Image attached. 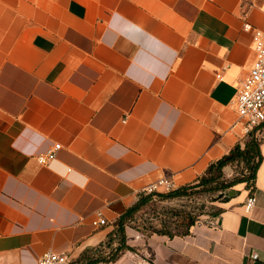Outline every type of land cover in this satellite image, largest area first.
Returning a JSON list of instances; mask_svg holds the SVG:
<instances>
[{
    "label": "crops",
    "instance_id": "obj_1",
    "mask_svg": "<svg viewBox=\"0 0 264 264\" xmlns=\"http://www.w3.org/2000/svg\"><path fill=\"white\" fill-rule=\"evenodd\" d=\"M245 23L264 30V0H0V264H264V126L246 134L233 102L255 60ZM253 135V190L104 258L145 187L194 183Z\"/></svg>",
    "mask_w": 264,
    "mask_h": 264
},
{
    "label": "rangeland",
    "instance_id": "obj_2",
    "mask_svg": "<svg viewBox=\"0 0 264 264\" xmlns=\"http://www.w3.org/2000/svg\"><path fill=\"white\" fill-rule=\"evenodd\" d=\"M253 137L259 141V137ZM233 155L227 163H231L229 167H226L227 164L222 165V158L212 163L194 183L175 191L142 197L133 211L123 218L124 225L120 224V219L115 223L104 247V258H113L131 248L129 241L138 235L145 238L152 233L172 234L183 231L188 222L185 219L187 215L196 220L210 219L219 211V202L226 199L234 185L241 183L253 190L254 166L259 156L255 154L254 160L246 162Z\"/></svg>",
    "mask_w": 264,
    "mask_h": 264
},
{
    "label": "built area",
    "instance_id": "obj_3",
    "mask_svg": "<svg viewBox=\"0 0 264 264\" xmlns=\"http://www.w3.org/2000/svg\"><path fill=\"white\" fill-rule=\"evenodd\" d=\"M244 28L253 31L255 60L248 74L238 86L233 102L237 107L239 120L243 125L244 132L251 134L253 129L264 123V30L254 28L249 23H245ZM61 147V143H56L47 151L39 153L37 155L38 162L49 165L56 159ZM178 188L179 185L172 177L165 176L150 183L144 188V192L146 194H154L175 191ZM256 203V195H250L245 203L246 211L250 212ZM92 222L96 226L108 223L101 210L96 212V217ZM251 256L253 259L259 257L256 252H253ZM37 264H70V259L66 252L49 250L40 256Z\"/></svg>",
    "mask_w": 264,
    "mask_h": 264
},
{
    "label": "trees",
    "instance_id": "obj_4",
    "mask_svg": "<svg viewBox=\"0 0 264 264\" xmlns=\"http://www.w3.org/2000/svg\"><path fill=\"white\" fill-rule=\"evenodd\" d=\"M231 152H232L231 155H227V156L223 157V159L221 160L222 165H226L228 163V161L232 160V157L234 156L233 154H235L236 157H238V158H240L246 162L254 160L255 154H256L259 156V158L256 161L255 166H254V171H255V168L258 166L259 162L262 159V155L260 153V144H259L258 139L255 137H252L246 143V147L244 149L241 148V145H237ZM254 179H255V173H254ZM183 191H184V189L181 192H183ZM137 203L133 207L128 209V211L124 215L121 216V218H120V224L121 225H124L123 224V218L126 217L129 213H131L133 211V209L137 206ZM185 219H187L188 222L185 225V229L183 231H181L180 233L187 231L191 227V225H193L197 221L196 219L190 218V215L185 216ZM91 262H93V261L90 260V261H88V263H84V264H91Z\"/></svg>",
    "mask_w": 264,
    "mask_h": 264
}]
</instances>
